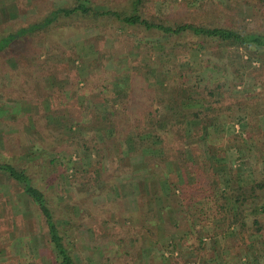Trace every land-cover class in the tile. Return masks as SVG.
<instances>
[{"label":"rangeland","instance_id":"rangeland-1","mask_svg":"<svg viewBox=\"0 0 264 264\" xmlns=\"http://www.w3.org/2000/svg\"><path fill=\"white\" fill-rule=\"evenodd\" d=\"M73 1L0 0V34ZM93 2L100 9L129 5ZM145 6L156 17L264 30V0H147ZM80 26L56 27L0 52V158L25 169L54 201L75 260L264 264L263 189L256 190L262 199L243 208L247 230L222 217L205 222L186 209L176 161L148 160L162 153L159 145L141 150L135 137L150 128L152 136H165L159 120L177 109L167 108L166 98L176 104L178 90L188 88L195 99L185 106L210 111L190 121L184 138L167 134L173 147L166 154L181 146L188 167L205 161L197 183L216 172L227 194L235 183L264 179V49L167 39L111 21ZM65 203L71 206L63 215ZM57 263L37 206L0 171V264Z\"/></svg>","mask_w":264,"mask_h":264},{"label":"trees","instance_id":"trees-1","mask_svg":"<svg viewBox=\"0 0 264 264\" xmlns=\"http://www.w3.org/2000/svg\"><path fill=\"white\" fill-rule=\"evenodd\" d=\"M146 2L147 0H129L128 7L123 9L110 7L100 9L97 8L93 0H74L69 5H59L50 9L39 20L1 33L0 52L6 49L16 51L17 47L25 40L31 39L32 36L40 33H47L56 27L65 29L79 26L81 28L80 25L85 24V27L98 28L101 24L108 21L115 22L124 27H135L150 34L166 35L167 39L199 37L203 40H214L228 46L245 48L252 46L264 49V30L217 24L214 21L186 22L176 19L170 14H166V17H156L146 10ZM195 44L198 45L200 43ZM177 95L180 96V99L176 104L173 103L172 99L166 98L168 103L166 107L171 111L176 107L177 109L171 115L166 114V118L161 116L159 122H166V135L177 133L180 137L184 138L190 132V121L201 119L202 117L200 116L205 115L203 114L204 111L210 110L207 108L203 109L205 107L195 110L192 106H185L195 99L193 93L191 90L189 92L188 88L178 90ZM181 104L184 105V108L180 107ZM178 108H181V110H178ZM151 113L149 112L148 115ZM155 118L151 120L153 127L157 123ZM171 118H176L180 121L174 123ZM197 128L198 126L193 127L192 132H197L199 130ZM152 131L153 129L150 128L142 133H136V147L142 150L145 146L152 147L154 144H157L162 153L159 156L146 155L145 157L148 160L159 157L164 163L170 160L176 161V173L180 181L178 188L181 192V198L184 199L186 209H189V211L194 209L197 215H200L202 219L205 218L203 220L205 222H209L213 218L222 217V220L227 221L228 225L236 223L242 229L241 231L247 230L244 226L245 215L243 208L246 206V203L254 204L255 199H262V193L256 192V190H264V179L254 180L246 186L235 183V185H231L227 190L228 194L220 190L216 172H211V178L207 183H197L198 179L195 177V173L203 171L199 165L204 164L205 161L199 164L192 162V164H196V167H188L184 160V150L182 147H176V151L174 150L172 154L167 155L166 150L169 149V146L173 147L172 144L167 143V139L165 141V134V136L163 134L160 136L157 133L156 136H152ZM201 131L204 132L203 130ZM154 140L155 142L153 143ZM53 162L54 159H51V164ZM163 167L165 169V166ZM211 169L212 167L207 165L206 170L212 171ZM0 171L5 172L9 177L18 182L22 186L23 191L37 206L43 217L48 240L54 252L55 261L58 262L57 264H80L75 260L72 252L67 247V235L62 232L59 225V219L62 217L56 216L54 201L50 200V196L46 193L45 189L33 183L32 178L25 169L17 168L9 160H2L0 158ZM48 174L50 175L51 173L49 172ZM165 177L166 173L163 174V178ZM163 180L161 178L160 182ZM70 206L69 203L63 205L61 209L63 210V215ZM253 223L255 224L256 231L260 232L262 227L259 225L258 220L254 219ZM202 228L208 230L210 226L202 224ZM209 230L212 231L211 233H215L214 227H211Z\"/></svg>","mask_w":264,"mask_h":264},{"label":"built area","instance_id":"built-area-1","mask_svg":"<svg viewBox=\"0 0 264 264\" xmlns=\"http://www.w3.org/2000/svg\"><path fill=\"white\" fill-rule=\"evenodd\" d=\"M189 264H193V263H189Z\"/></svg>","mask_w":264,"mask_h":264}]
</instances>
